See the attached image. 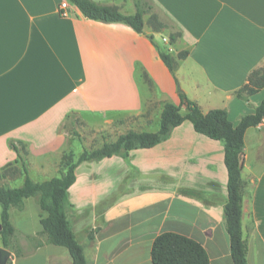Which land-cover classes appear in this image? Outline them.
Masks as SVG:
<instances>
[{
  "label": "crops",
  "instance_id": "0c3cea01",
  "mask_svg": "<svg viewBox=\"0 0 264 264\" xmlns=\"http://www.w3.org/2000/svg\"><path fill=\"white\" fill-rule=\"evenodd\" d=\"M62 1L0 0V171L21 168L14 140L30 177L51 179L77 123H102L106 141L127 130L156 132L151 127L160 123L163 105L180 104L181 91L205 113L227 110L234 125L264 99V87L249 101L236 95L264 67V0H151L181 31L174 43L165 29L145 22L137 32L93 20L72 3L64 10ZM95 1L136 11L132 0ZM161 51L174 58V72ZM181 51L187 57L180 59ZM71 114L75 123L65 125ZM241 161L247 259L264 264V122L247 129ZM24 178L3 177L12 187ZM228 179L224 142L188 119L152 147L79 163L68 189L69 216L87 263L153 264L155 238L171 231L201 242L210 264H234L224 226ZM1 212L0 205V230ZM10 213L12 264H26L37 252L45 257L33 264H73L67 248L41 235L47 213L35 197Z\"/></svg>",
  "mask_w": 264,
  "mask_h": 264
},
{
  "label": "trees",
  "instance_id": "16d2710c",
  "mask_svg": "<svg viewBox=\"0 0 264 264\" xmlns=\"http://www.w3.org/2000/svg\"><path fill=\"white\" fill-rule=\"evenodd\" d=\"M135 13L126 14L114 4H106L95 0H69L80 11L93 20L103 22H122L137 32H143L145 15L154 8L151 0H132ZM155 30L161 31L170 27L176 28L173 22L162 19L158 14H152ZM182 33L176 28L170 34V41L176 42ZM162 60L174 72L175 60L171 54L161 51ZM188 51H181L179 58L187 57ZM264 87V67L251 72L248 82L236 91L239 98L249 101V97ZM182 106L187 113L182 114ZM185 119L190 120L196 131L225 144V163L228 169V198L224 205V226L230 239L231 257L234 264H249L247 259L248 242L243 234V200L245 182L242 178L241 154L245 146V134L249 127L264 122V99L255 108V112L241 117L238 125L229 119L227 110L217 108L203 112L198 103L180 92V104L165 103L161 112L160 128L156 132L127 130L115 141H105L94 149H85L79 155L74 151L64 152L59 164V175L44 181H35L28 173V167L19 143L10 141L11 147L17 151L21 165H10L0 171L1 177L6 173L22 174L25 176L20 186L0 185L1 230L0 235L4 248L11 249L16 237V228L11 220L10 210L13 207L21 209L24 199L35 197L40 208L47 213L41 218V235L46 242L68 249L73 258V264H88L83 245L78 241L69 216L72 208L68 200V189L75 181V168L86 160H99L112 155L127 157L130 150L139 147H152L165 140L172 129ZM75 115L67 118L65 125L75 123ZM124 149V150H123ZM16 256L21 253L17 249ZM151 258L153 264H210L207 250L198 240L176 232L159 234L152 245ZM7 264H12V258Z\"/></svg>",
  "mask_w": 264,
  "mask_h": 264
},
{
  "label": "rangeland",
  "instance_id": "374dc122",
  "mask_svg": "<svg viewBox=\"0 0 264 264\" xmlns=\"http://www.w3.org/2000/svg\"><path fill=\"white\" fill-rule=\"evenodd\" d=\"M156 13L158 14L162 19L169 21L170 20L163 14V12L158 8L157 6H154V8L151 10L150 13L145 15V22L148 26H151L152 28H155V24L153 23L152 14ZM177 28V26H176ZM176 28L170 27L165 29V35H167L170 39V34L176 30ZM170 43H172L170 41ZM71 126V125H69ZM160 123H156L151 127L152 130H159ZM70 131L73 135V140H75L72 143L71 150L74 151L77 155L81 153V151L84 149H94L97 148L102 144L103 141H106L107 139V131L103 129L102 123H94L92 126L83 124L82 122L77 123L74 128H70ZM126 132V131H125ZM124 132V133H125ZM8 174V173H6ZM12 180V179H11ZM9 181V180H8ZM6 181L1 177L0 174V185H12L11 181ZM24 243V241H22ZM28 260L25 262L26 264H33L35 262H38V260H41L43 257H45L44 253H30L27 255ZM11 259V258H10ZM9 259V260H10ZM8 260V261H9Z\"/></svg>",
  "mask_w": 264,
  "mask_h": 264
},
{
  "label": "water",
  "instance_id": "95a60500",
  "mask_svg": "<svg viewBox=\"0 0 264 264\" xmlns=\"http://www.w3.org/2000/svg\"><path fill=\"white\" fill-rule=\"evenodd\" d=\"M11 256L12 252L9 249L0 246V264H7Z\"/></svg>",
  "mask_w": 264,
  "mask_h": 264
},
{
  "label": "built area",
  "instance_id": "2783aa9c",
  "mask_svg": "<svg viewBox=\"0 0 264 264\" xmlns=\"http://www.w3.org/2000/svg\"><path fill=\"white\" fill-rule=\"evenodd\" d=\"M69 6H70V2H68L66 0L61 2V8L62 9L66 10L67 8H69ZM164 40L167 41V38H164Z\"/></svg>",
  "mask_w": 264,
  "mask_h": 264
}]
</instances>
